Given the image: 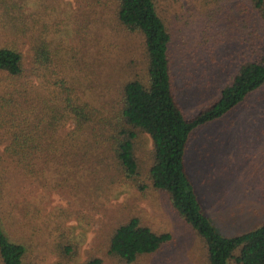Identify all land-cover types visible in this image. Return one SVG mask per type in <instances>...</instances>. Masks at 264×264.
Segmentation results:
<instances>
[{"label": "trees", "instance_id": "16d2710c", "mask_svg": "<svg viewBox=\"0 0 264 264\" xmlns=\"http://www.w3.org/2000/svg\"><path fill=\"white\" fill-rule=\"evenodd\" d=\"M246 1L250 10L241 4L239 18L227 11L223 15L232 32H245L239 63L218 98L188 116L175 91L172 35L157 0L78 1V17L65 25L71 36L79 38L77 44L93 29V41L106 33L140 44L143 79H125L107 115L81 94L93 85L90 80L83 87L86 79L97 75L96 69L91 70V53L83 55L76 46L57 42L58 29L53 25L30 27L22 14L15 13L20 7L0 0V264H37L29 259L27 223L21 226L25 235L20 236L13 218L10 222L2 211L12 175L18 172L19 178L48 193L75 194L76 203L89 189L96 205L102 206L107 183L138 175L135 141L140 134L152 144L147 171L151 187L167 196L173 211L201 239L208 264H264V225L232 237L218 233L203 213L184 159L194 131L230 113L264 87V54L258 51L264 45V0ZM212 23L221 20L212 17ZM19 43L28 45L24 55ZM128 71L132 73L131 67ZM79 88L83 92L76 91ZM171 241L170 233H155L131 217L108 233L107 254L132 264ZM75 249L65 247L64 259H71ZM84 264L103 261L90 257Z\"/></svg>", "mask_w": 264, "mask_h": 264}, {"label": "rangeland", "instance_id": "374dc122", "mask_svg": "<svg viewBox=\"0 0 264 264\" xmlns=\"http://www.w3.org/2000/svg\"><path fill=\"white\" fill-rule=\"evenodd\" d=\"M5 1L20 7L15 13L22 14L30 27L43 22L53 25V29H58L57 42L76 46L83 55L91 53V70L96 69L97 75L86 79L83 87L89 86L91 80L90 88L76 91L83 92V99L105 115L111 112L109 105L119 96L125 79H143L141 47L136 40L130 42L105 33L100 40L93 41L94 29L87 31L80 44L78 37L71 36L72 31L65 25L78 17V1L83 4L86 0ZM157 3L172 35V74L177 98L184 112L191 116L218 98L239 63L240 40L245 32H232L223 20L224 13L239 18V6L243 4L250 10V5L246 0ZM2 11L0 6L1 27ZM212 17L221 23H212ZM253 17L259 25L255 12ZM19 46L23 55L27 53V43ZM258 51L264 54V45ZM129 67L131 74L127 72ZM135 142L138 175L130 180L119 181L118 177L116 183H107L102 206L96 205L89 189L88 195L82 194L83 198L76 203L75 194L72 198L60 191L48 193L19 178L18 172L16 176L11 174V193L1 201L2 211L10 222L13 218L12 225L20 236L24 234L21 226L27 223L24 235L31 246V261L84 264L90 257H97L103 264H123L107 254L108 233L117 223L135 217L155 233H170L172 241L152 255L138 257L132 264H208L201 239L173 211L167 196L154 190L147 179L151 140L140 134ZM184 159L203 213L218 233L232 237L264 225V87L230 113L194 131ZM68 245L76 248L75 255L64 259Z\"/></svg>", "mask_w": 264, "mask_h": 264}]
</instances>
